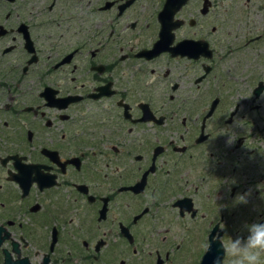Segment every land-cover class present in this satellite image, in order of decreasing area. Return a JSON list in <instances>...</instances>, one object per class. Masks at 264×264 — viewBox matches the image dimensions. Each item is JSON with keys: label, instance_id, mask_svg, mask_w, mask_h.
<instances>
[{"label": "flooded vegetation", "instance_id": "1", "mask_svg": "<svg viewBox=\"0 0 264 264\" xmlns=\"http://www.w3.org/2000/svg\"><path fill=\"white\" fill-rule=\"evenodd\" d=\"M241 180L264 0H0V264H199Z\"/></svg>", "mask_w": 264, "mask_h": 264}, {"label": "clouds", "instance_id": "2", "mask_svg": "<svg viewBox=\"0 0 264 264\" xmlns=\"http://www.w3.org/2000/svg\"><path fill=\"white\" fill-rule=\"evenodd\" d=\"M239 199L246 202L244 197ZM246 229V236L219 241L228 259L217 257L215 264H264V223L246 225Z\"/></svg>", "mask_w": 264, "mask_h": 264}, {"label": "rangeland", "instance_id": "3", "mask_svg": "<svg viewBox=\"0 0 264 264\" xmlns=\"http://www.w3.org/2000/svg\"><path fill=\"white\" fill-rule=\"evenodd\" d=\"M204 104L207 106V103L206 102H204ZM191 105H192V103H190L189 108H193ZM246 183L247 182L241 180V184L239 186H242L243 184H246ZM249 184H251L249 186V190L247 189L248 184H246V190L244 191V194L243 195H240V196H238L236 198V200L238 202H240V205H238V207L236 208L237 211L233 215V219L232 220L239 221L240 219H246L247 217H249V221L252 222V224L253 223H256V222L264 223V213L261 214L262 213V210L259 207L258 208H255L254 207V210L247 209L248 213L242 212L241 210H239L240 207H242L244 205L251 206L253 203H254L255 206H257V205L258 206L264 205V199H262V196L264 194H261L260 193V188L262 186L260 184H257V181L256 180L252 181V183L249 182ZM263 191H264V187H263ZM254 194H257V195H254ZM239 197H244V199H245L246 202H241V200L239 199ZM262 209H264V207H262ZM246 233H247V231H237L235 233V238L237 236H245ZM232 238H234V237H232ZM224 259L227 260L228 258L225 257Z\"/></svg>", "mask_w": 264, "mask_h": 264}, {"label": "water", "instance_id": "4", "mask_svg": "<svg viewBox=\"0 0 264 264\" xmlns=\"http://www.w3.org/2000/svg\"><path fill=\"white\" fill-rule=\"evenodd\" d=\"M211 109H212V106L210 107L209 112L211 111ZM214 232H215V228L211 231L208 237L209 247L205 255L202 257L199 264H215L217 257H223L224 252L219 242L217 240H214V241L211 240V237L214 234ZM218 235L219 234H217V236Z\"/></svg>", "mask_w": 264, "mask_h": 264}]
</instances>
